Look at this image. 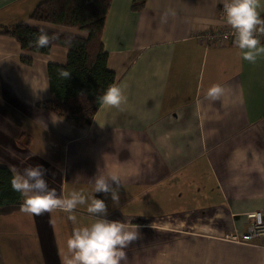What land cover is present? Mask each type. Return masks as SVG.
<instances>
[{
  "label": "crops",
  "instance_id": "obj_1",
  "mask_svg": "<svg viewBox=\"0 0 264 264\" xmlns=\"http://www.w3.org/2000/svg\"><path fill=\"white\" fill-rule=\"evenodd\" d=\"M41 1L0 0V27L75 33L31 20ZM224 2L146 0L133 12L132 0H112L102 43L127 102L122 110L101 104L89 124L41 105L48 64H64L67 49L32 53L25 65L17 40L0 34V164L17 172L42 165L58 195L81 191L89 202L96 175L119 173L118 205L93 195L105 200L106 219L138 226L127 264H264L263 240L224 239L264 209V55L252 64L234 42L195 37L227 24ZM258 11L264 18V0ZM214 84L225 89L216 102L205 98ZM21 206L0 214V264H65L74 229L94 222L87 204L72 213L75 223L59 210L27 215Z\"/></svg>",
  "mask_w": 264,
  "mask_h": 264
},
{
  "label": "clouds",
  "instance_id": "obj_2",
  "mask_svg": "<svg viewBox=\"0 0 264 264\" xmlns=\"http://www.w3.org/2000/svg\"><path fill=\"white\" fill-rule=\"evenodd\" d=\"M261 0H230L224 5L225 21L235 35V46L240 50L242 59L255 64L264 55V18L258 9ZM40 35L35 46L48 47L56 37H49L44 26H38ZM59 75L70 78L71 73L62 70ZM225 89L220 84L210 86L206 99L216 102L224 95ZM102 105L122 110L127 97L121 87L110 85L99 97ZM58 119L53 120L55 123ZM11 180L13 191L20 193L24 199L21 211L27 215H44L54 211L68 213V219L76 222L72 213L79 205L87 204V212L94 217L91 225L74 229L67 240V256L65 264H127V252L133 242L139 238L138 226L133 227L131 221L108 220V207L103 199L96 198L93 193L110 194L113 205L119 204V187L122 177L117 172L107 175L98 174L94 179L92 198L89 202L81 191H73L68 197L57 194L50 188L46 179L47 170L42 165L25 168L22 172L12 169Z\"/></svg>",
  "mask_w": 264,
  "mask_h": 264
},
{
  "label": "trees",
  "instance_id": "obj_3",
  "mask_svg": "<svg viewBox=\"0 0 264 264\" xmlns=\"http://www.w3.org/2000/svg\"><path fill=\"white\" fill-rule=\"evenodd\" d=\"M111 1L43 0L38 3L30 13L31 20L76 29L71 33L46 27L49 37L56 39L44 48L35 46L40 35L38 26L42 25L19 23L0 27L1 35L13 37L20 44L23 50L20 61L25 65L32 64V53L48 54L53 46L67 49L64 64H48L50 97L41 103L58 116L89 124L101 105L99 97L110 85H116V75L107 66L108 54L102 43ZM145 4L146 0H132L131 10L139 12ZM62 70L69 71L70 78H62L59 75ZM13 175L7 166L0 164L1 215L13 213L23 203L24 197L11 187Z\"/></svg>",
  "mask_w": 264,
  "mask_h": 264
},
{
  "label": "built area",
  "instance_id": "obj_4",
  "mask_svg": "<svg viewBox=\"0 0 264 264\" xmlns=\"http://www.w3.org/2000/svg\"><path fill=\"white\" fill-rule=\"evenodd\" d=\"M229 2H224L222 7V15L225 17L224 5ZM195 37L206 45L233 43L235 41V35L233 30L227 24L224 27L211 29L206 27L202 30L195 32ZM262 41L264 37L260 38ZM224 239L235 243H250L256 240L264 241V209L255 210L248 216V222L245 231L228 232Z\"/></svg>",
  "mask_w": 264,
  "mask_h": 264
},
{
  "label": "rangeland",
  "instance_id": "obj_5",
  "mask_svg": "<svg viewBox=\"0 0 264 264\" xmlns=\"http://www.w3.org/2000/svg\"><path fill=\"white\" fill-rule=\"evenodd\" d=\"M64 28H68V27H64ZM76 30V29H75ZM37 217H39V218H37L38 220H40V216H37ZM157 222H159V221H157ZM158 224H160V222L158 223ZM159 226V225H158ZM185 227V226H184ZM185 229V228H184ZM163 235L165 234V233H162ZM10 254V253H9ZM10 261V260H9ZM7 262H8V260H7Z\"/></svg>",
  "mask_w": 264,
  "mask_h": 264
}]
</instances>
